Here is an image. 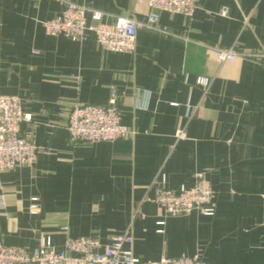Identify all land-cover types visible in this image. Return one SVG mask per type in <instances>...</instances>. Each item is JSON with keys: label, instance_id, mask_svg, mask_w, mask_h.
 Instances as JSON below:
<instances>
[{"label": "crops", "instance_id": "obj_1", "mask_svg": "<svg viewBox=\"0 0 264 264\" xmlns=\"http://www.w3.org/2000/svg\"><path fill=\"white\" fill-rule=\"evenodd\" d=\"M74 1L106 22L151 11L148 0ZM60 9L52 0H0V94L21 99L30 113L22 135L48 150L0 169V243L31 250L49 234L61 248L68 235L106 242L129 232L126 246L141 259L264 264V0H198L191 17L159 11L154 25L164 32L138 28L127 52L104 49L93 33L84 41L46 34L41 22ZM87 20L95 22L91 12ZM218 48L237 57L219 61ZM111 93L132 132L69 140L73 105L104 104ZM199 172L214 214L166 216L154 187L190 186Z\"/></svg>", "mask_w": 264, "mask_h": 264}, {"label": "built area", "instance_id": "obj_2", "mask_svg": "<svg viewBox=\"0 0 264 264\" xmlns=\"http://www.w3.org/2000/svg\"><path fill=\"white\" fill-rule=\"evenodd\" d=\"M61 9L53 17L43 20L42 26L48 35L63 36L70 40L84 41L93 33L100 46L112 52H127L134 48L136 31L140 27L157 28L154 23L159 11L191 17L198 7V0H148L151 11L144 20L133 16L119 15L112 21H101L102 12L93 10L74 0H52ZM95 22H88L87 13ZM223 8L221 13H225ZM219 61L234 60L237 54L231 48L216 49ZM195 83L207 88L210 79L196 76ZM30 119L16 95L0 94V169H11L30 163L42 150L41 146L28 140L21 133V124ZM67 131L69 140L95 142L114 140L132 131L122 122L116 95L111 93L104 104L77 103L71 108ZM176 137H185L176 130ZM48 152V150H42ZM264 152V146H263ZM152 200L166 216H177L196 210L203 215L214 214L212 188L205 175L197 173L192 185L180 184L176 189L163 185L154 187ZM37 198L32 197L28 206L31 214L38 213ZM2 198H0V204ZM158 223L162 224L163 220ZM62 230L66 231L67 226ZM129 232L112 235L106 242L91 236H66L63 246L57 248L49 234L42 235L36 247L28 250L19 246L0 243V264H208L198 254L141 259L133 254Z\"/></svg>", "mask_w": 264, "mask_h": 264}]
</instances>
